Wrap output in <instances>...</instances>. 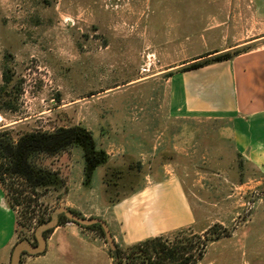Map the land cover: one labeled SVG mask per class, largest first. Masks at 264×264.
<instances>
[{"label":"rangeland","instance_id":"obj_1","mask_svg":"<svg viewBox=\"0 0 264 264\" xmlns=\"http://www.w3.org/2000/svg\"><path fill=\"white\" fill-rule=\"evenodd\" d=\"M215 25L219 45L243 44L231 52L264 45L263 0H0V131L16 140L27 131L77 124L108 156L87 182L80 146L40 155L38 163L62 180L41 195L13 178L17 239L32 236L41 217L65 206L85 218H105L125 264L137 243L126 239L108 207L105 178L123 172L124 185L111 194L122 197L151 185L159 169L183 180L198 218L164 243L196 257L214 226L213 239L220 238L208 241L193 264H264V179L238 168L230 139L213 132L215 125L203 123L201 135L180 134V125L151 113L164 108L169 73H160L204 59L209 52L202 42L209 45L208 28ZM148 54L155 60L142 72ZM72 225L65 227L78 231L74 250L39 264L116 263L99 230Z\"/></svg>","mask_w":264,"mask_h":264},{"label":"crops","instance_id":"obj_2","mask_svg":"<svg viewBox=\"0 0 264 264\" xmlns=\"http://www.w3.org/2000/svg\"><path fill=\"white\" fill-rule=\"evenodd\" d=\"M217 26L208 28L212 31L211 47L203 39L202 43L208 47L206 52L210 53L205 58L231 52L243 45H219ZM260 35L264 37V33ZM183 67L168 65L160 73H169L165 80L164 108H154L151 116L180 125L175 130L180 134L194 131L201 135L198 127L203 123L215 125L213 132L230 139L232 150L238 157V168L248 167L264 179V45L197 69L183 70ZM151 174L155 177L151 185L141 186L108 204L115 209L125 237L132 243L192 228L198 223L183 180L178 175H164L159 169ZM69 224L81 226L74 222L58 225L47 234L44 252L23 255L21 264H29L31 260V264H39L45 259L60 260L70 254V247L75 248L78 231L75 227L71 231L65 227ZM107 224L109 226V222ZM204 230L207 229L201 231ZM17 242V215L0 182V264H10Z\"/></svg>","mask_w":264,"mask_h":264},{"label":"trees","instance_id":"obj_3","mask_svg":"<svg viewBox=\"0 0 264 264\" xmlns=\"http://www.w3.org/2000/svg\"><path fill=\"white\" fill-rule=\"evenodd\" d=\"M238 53L240 52L219 53L215 56L196 61L184 68V70L197 69L212 62L223 61L237 55ZM208 54L202 55V57H205ZM75 146H80L82 148L85 164V178L88 182L95 169L108 161V156L102 149L97 147L92 133L85 127L72 124L59 126L52 131H27L20 134L16 140L11 137L7 130L0 131V182L7 192V197L12 207L16 205L15 203L17 200L14 191L12 190L10 193V185L13 178L18 177L23 179L35 195H41L42 192H44L43 190H46L49 187L55 189L59 188L62 185L59 173L41 166L37 159L40 155L55 156ZM131 168L132 167H130V169ZM125 179L122 171H118V173H113L112 175L107 173L105 178V191L108 197L111 198L110 202L113 203L121 198H114L111 194L124 185ZM72 211L81 215L74 210ZM50 217L51 215L47 218L41 217L38 221V225L48 221ZM67 221L71 220L65 215H60L59 225ZM19 224L20 223L17 221V226ZM81 226L97 229L106 238L100 224ZM209 229L210 230L207 231L208 238L203 242V247L199 250V254L196 257L184 254V252H188L185 251V247L170 246L162 241L164 236H168L169 234L173 235L178 232L172 231L161 236L147 238L130 247L127 262L125 264H135L137 260L140 261V264H164L166 261L176 262L177 264H193L195 261L203 257L208 241H215L220 238L213 239L212 233L214 232V226ZM52 230L53 229H50L46 231V233H50ZM225 235L229 234L225 233ZM23 239H26V237L22 236L18 241ZM112 255L116 259L115 264H119L121 262L122 254L118 246L117 256H115L113 252Z\"/></svg>","mask_w":264,"mask_h":264},{"label":"water","instance_id":"obj_4","mask_svg":"<svg viewBox=\"0 0 264 264\" xmlns=\"http://www.w3.org/2000/svg\"><path fill=\"white\" fill-rule=\"evenodd\" d=\"M60 215H65L69 220L74 221L79 225L91 226L94 224H100L104 231L106 240L110 246L111 251L115 256H117V246L115 244L111 230L104 219L99 217L85 218L77 213H74L68 207L60 206L53 210L51 217L48 221L40 224L36 228L35 237L37 240V244H33L27 238L20 240L15 244L12 250L10 264H21L24 253L36 255L44 252L47 244V237L45 236V232L50 229H54L59 225Z\"/></svg>","mask_w":264,"mask_h":264},{"label":"built area","instance_id":"obj_5","mask_svg":"<svg viewBox=\"0 0 264 264\" xmlns=\"http://www.w3.org/2000/svg\"><path fill=\"white\" fill-rule=\"evenodd\" d=\"M146 59L147 60L145 61V63L141 67V71L142 72H150L151 71V66H152V63L155 60V56L153 54H148Z\"/></svg>","mask_w":264,"mask_h":264},{"label":"flooded vegetation","instance_id":"obj_6","mask_svg":"<svg viewBox=\"0 0 264 264\" xmlns=\"http://www.w3.org/2000/svg\"><path fill=\"white\" fill-rule=\"evenodd\" d=\"M39 225H38V223H37V226L35 227V229H34V231H33V233H32V236H25L27 239H29L33 244H37V240H36V237H35V231H36V228L38 227ZM47 234L48 233H46L45 232V236L47 237ZM25 254H27V253H24L23 255H25Z\"/></svg>","mask_w":264,"mask_h":264}]
</instances>
